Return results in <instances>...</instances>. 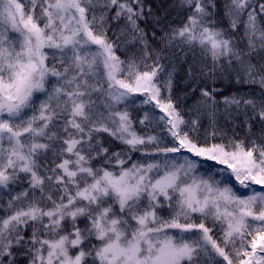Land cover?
I'll return each mask as SVG.
<instances>
[{"label":"snow or ice","instance_id":"1","mask_svg":"<svg viewBox=\"0 0 264 264\" xmlns=\"http://www.w3.org/2000/svg\"><path fill=\"white\" fill-rule=\"evenodd\" d=\"M0 264H264V0H0Z\"/></svg>","mask_w":264,"mask_h":264}]
</instances>
